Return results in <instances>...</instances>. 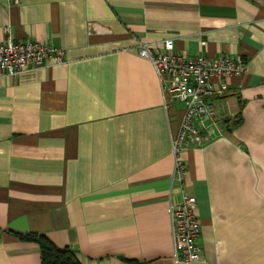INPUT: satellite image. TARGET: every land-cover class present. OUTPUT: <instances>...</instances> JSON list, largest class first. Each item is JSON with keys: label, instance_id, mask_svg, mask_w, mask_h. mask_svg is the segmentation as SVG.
Returning a JSON list of instances; mask_svg holds the SVG:
<instances>
[{"label": "crops", "instance_id": "crops-1", "mask_svg": "<svg viewBox=\"0 0 264 264\" xmlns=\"http://www.w3.org/2000/svg\"><path fill=\"white\" fill-rule=\"evenodd\" d=\"M7 28L66 60L0 77V264H42L29 234L77 246L82 264H179L170 206L185 194L202 222L195 264H264V0H0V43ZM170 39L247 62L214 100L210 140L180 155L182 184L185 106L138 54Z\"/></svg>", "mask_w": 264, "mask_h": 264}, {"label": "built area", "instance_id": "built-area-1", "mask_svg": "<svg viewBox=\"0 0 264 264\" xmlns=\"http://www.w3.org/2000/svg\"><path fill=\"white\" fill-rule=\"evenodd\" d=\"M19 4L21 0H11ZM9 37L0 43V77L15 76L25 70L64 64L66 54L51 44L16 42L7 28ZM202 45H206L203 42ZM141 58L149 60L159 78L164 94L171 100L184 104V116L178 132L173 137L172 152L175 156L173 182L182 184L187 164L180 155L190 148H201L211 138L205 121L216 120L214 100L225 96L233 77L247 70V62L241 56L187 57L176 52L174 40L165 41L162 51L141 43ZM197 199L182 195L178 204H171L173 248L179 264H195L202 260V222L197 214Z\"/></svg>", "mask_w": 264, "mask_h": 264}, {"label": "trees", "instance_id": "trees-1", "mask_svg": "<svg viewBox=\"0 0 264 264\" xmlns=\"http://www.w3.org/2000/svg\"><path fill=\"white\" fill-rule=\"evenodd\" d=\"M241 122L242 120L239 118L232 128L240 125ZM22 238L36 242L40 246L42 264H82L75 250L68 247L59 248L47 236L29 234Z\"/></svg>", "mask_w": 264, "mask_h": 264}, {"label": "water", "instance_id": "water-1", "mask_svg": "<svg viewBox=\"0 0 264 264\" xmlns=\"http://www.w3.org/2000/svg\"><path fill=\"white\" fill-rule=\"evenodd\" d=\"M74 250H75V251H78V250H79V248L76 246V247L74 248Z\"/></svg>", "mask_w": 264, "mask_h": 264}]
</instances>
